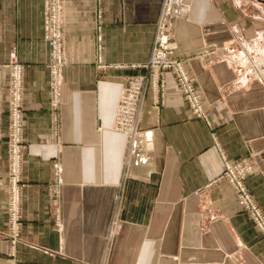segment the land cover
<instances>
[{"label": "crops", "instance_id": "obj_1", "mask_svg": "<svg viewBox=\"0 0 264 264\" xmlns=\"http://www.w3.org/2000/svg\"><path fill=\"white\" fill-rule=\"evenodd\" d=\"M161 1L62 0L65 64L54 104L43 0H0V264H264V237L219 177L221 151L230 162L247 158L245 185L264 215V50L254 77L230 57L256 29L242 24L233 0H185L190 10L174 25V56L213 127L191 113L170 72L162 104L145 94L139 136L113 127L124 78L151 54ZM13 48L24 66L26 147L22 231L11 253L5 64ZM54 162L57 207L48 196Z\"/></svg>", "mask_w": 264, "mask_h": 264}, {"label": "built area", "instance_id": "obj_2", "mask_svg": "<svg viewBox=\"0 0 264 264\" xmlns=\"http://www.w3.org/2000/svg\"><path fill=\"white\" fill-rule=\"evenodd\" d=\"M62 3V0H43V37L49 46V86L54 104L62 83V71L65 64ZM189 10V4L184 0L161 1L149 59L144 64L133 65V68L137 67L142 71L126 76L122 82L113 127L115 130L124 132L130 140L142 132L139 127V116L146 92L150 91L152 102L155 105L162 104L166 72L173 75L178 91L191 113L203 120L209 128L213 127L208 116L207 106L204 105L205 100L190 77L184 61L174 56L176 44L173 26L175 21L185 17ZM5 67L8 69L5 136L7 229L5 236L10 241L12 253L15 244L20 241L22 231V170L26 147L24 141V66L19 61L15 48L10 50ZM212 137L215 139L214 133H212ZM218 149L221 151L219 147ZM221 155L224 164L219 177L229 183L234 190L238 204L250 216L264 237L263 212L245 185L246 177L252 172V165L247 158L230 162L222 151ZM52 176L48 196L57 207L60 193L59 165L57 162L52 165ZM55 210L58 211L56 208Z\"/></svg>", "mask_w": 264, "mask_h": 264}, {"label": "rangeland", "instance_id": "obj_3", "mask_svg": "<svg viewBox=\"0 0 264 264\" xmlns=\"http://www.w3.org/2000/svg\"><path fill=\"white\" fill-rule=\"evenodd\" d=\"M233 3L241 13L242 24L246 23L256 29L248 39L234 45L229 55L237 67L243 70V74L254 77L260 74L257 65L262 56L260 62H264V52L262 56L260 54V51L264 50V0H233ZM262 65L264 70V64Z\"/></svg>", "mask_w": 264, "mask_h": 264}, {"label": "bare ground", "instance_id": "obj_4", "mask_svg": "<svg viewBox=\"0 0 264 264\" xmlns=\"http://www.w3.org/2000/svg\"><path fill=\"white\" fill-rule=\"evenodd\" d=\"M185 1V0H184ZM186 2V1H185ZM187 3V2H186ZM188 4V3H187ZM174 25H175V23H174ZM173 36H174V26H173ZM264 71V70H263ZM262 71V72H263ZM263 75H264V72H263ZM147 136H150V134H147Z\"/></svg>", "mask_w": 264, "mask_h": 264}]
</instances>
